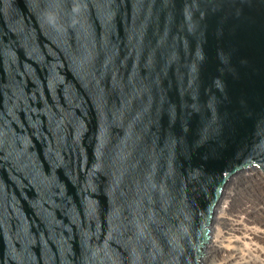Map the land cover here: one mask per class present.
<instances>
[{
  "label": "water",
  "instance_id": "1",
  "mask_svg": "<svg viewBox=\"0 0 264 264\" xmlns=\"http://www.w3.org/2000/svg\"><path fill=\"white\" fill-rule=\"evenodd\" d=\"M254 166L264 0H0V264H199Z\"/></svg>",
  "mask_w": 264,
  "mask_h": 264
},
{
  "label": "bare ground",
  "instance_id": "2",
  "mask_svg": "<svg viewBox=\"0 0 264 264\" xmlns=\"http://www.w3.org/2000/svg\"><path fill=\"white\" fill-rule=\"evenodd\" d=\"M249 172L250 176L261 175L258 168H251ZM247 175L241 172L228 184ZM261 194L264 199V188ZM234 199L232 193H223L214 210L211 238L202 251L199 264H264V209L259 207L251 211L241 206V210H234Z\"/></svg>",
  "mask_w": 264,
  "mask_h": 264
},
{
  "label": "rangeland",
  "instance_id": "3",
  "mask_svg": "<svg viewBox=\"0 0 264 264\" xmlns=\"http://www.w3.org/2000/svg\"><path fill=\"white\" fill-rule=\"evenodd\" d=\"M256 168L250 167L247 171H243L244 174H248L246 177L241 178L240 181H230L228 184L225 192L232 193L234 196V201L232 204L234 210H241V206H246L250 208L251 211L255 210L256 208L262 207L264 209V199L262 197V192L264 188V175H253L250 176V169ZM259 176V177H258ZM253 177V178H252ZM261 177V178H260ZM263 180V181H262ZM224 192V193H225ZM248 204V205H247ZM237 214V213H235Z\"/></svg>",
  "mask_w": 264,
  "mask_h": 264
}]
</instances>
